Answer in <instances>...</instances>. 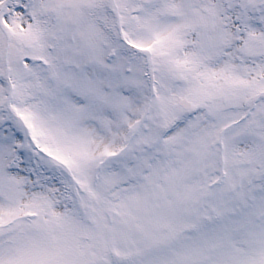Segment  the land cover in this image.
Masks as SVG:
<instances>
[{"label":"snow or ice","instance_id":"obj_1","mask_svg":"<svg viewBox=\"0 0 264 264\" xmlns=\"http://www.w3.org/2000/svg\"><path fill=\"white\" fill-rule=\"evenodd\" d=\"M0 264H264V0H0Z\"/></svg>","mask_w":264,"mask_h":264}]
</instances>
